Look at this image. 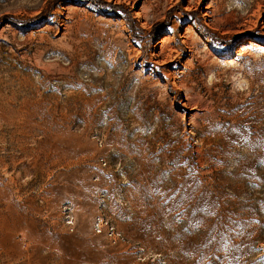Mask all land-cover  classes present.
<instances>
[{"label": "rangeland", "instance_id": "1", "mask_svg": "<svg viewBox=\"0 0 264 264\" xmlns=\"http://www.w3.org/2000/svg\"><path fill=\"white\" fill-rule=\"evenodd\" d=\"M142 1L0 0V264H264V161L200 216L167 183L161 148L137 149L177 125L183 162L225 174L240 157L253 169L237 136L264 150V0H149L159 20L137 14ZM187 24L198 47L179 51L191 64L156 62V41L175 46ZM173 67L189 69L190 100L205 104L183 107Z\"/></svg>", "mask_w": 264, "mask_h": 264}, {"label": "bare ground", "instance_id": "2", "mask_svg": "<svg viewBox=\"0 0 264 264\" xmlns=\"http://www.w3.org/2000/svg\"><path fill=\"white\" fill-rule=\"evenodd\" d=\"M193 1L194 0H189L187 6L184 7V9L185 10H188L191 7ZM214 1H217L216 3H218V5H216V7L219 8V0H214ZM197 2H199V0ZM153 3H155V1ZM153 3L151 1H149V0H143L142 3H141V6H140L139 11H137V14L139 16H144V17H147V16L151 15L153 18H156L158 20L159 19H163L164 14H165V10L161 14L154 12L155 11V9H154L155 5ZM71 7L74 8L73 6H71ZM213 7H214V4L207 3L205 5V8L206 9H204V11L202 12V15L204 17H206L207 19L208 18L211 19V12H212V8ZM75 9H76V6H75ZM71 10H73V9H71ZM212 13L214 14V12H212ZM153 18H151V19H153ZM192 30H193L192 26L190 24H187L184 27L183 32L180 33V35H179V38H180L179 43H177L175 46L169 44V40L171 38L169 35H165L164 34L162 37H160L156 41V43L154 45V47L156 49L154 51V53H153V56L156 58L155 61L156 62H159V63L176 61L178 63V65L179 66H183V68L185 67V65L191 64V60L190 59H188V58L183 59V58L180 57V51H179V49H180L181 45H183L184 47L186 46L190 52H192L195 47H198L197 41L194 39L195 38V33ZM193 36H194V38H193ZM248 43L251 46H254L255 45V43L253 41H248ZM196 51H197V49H196ZM198 52H199V50H198ZM151 57H152V55H151ZM210 59H208V60H210ZM199 62H201V60ZM190 66H188V67H190ZM173 68H175V69H173V70L170 69V71L169 70L167 71L168 73L166 74V76L172 77V82L171 83L173 85H175V86H182L184 88L185 95H184V101L182 102L183 107L189 108V109H194L196 107V105L198 106L200 103H204L205 104V101L206 100L205 101L203 100L205 98H201L199 96H197V97L195 96L197 98V101H195L194 103H192L191 100H190L191 96L197 94L198 92H197V90L195 91L194 90V87H192V85H191L192 81L194 80V76L189 71V69H187V70L184 69L183 70V69H179L178 67H173ZM206 70H207V68H206ZM163 72H165V71H163ZM144 82L145 81L143 79L141 85H143ZM146 83H147V81H146ZM148 86H149V84H148ZM151 86H152V84H151ZM193 93H195V94H193ZM161 98H164V97H161ZM149 101H151L152 104H153V102H155V104L157 103V99H155V97H150L149 98ZM149 104H150V102H149ZM138 121H139V118H138ZM171 121H172V119H171ZM138 123L142 124L143 121L141 122V120H140ZM175 128L177 129V125H174L173 127L169 125L167 128H165L162 125L161 126H157V128L153 131L155 133L154 136H148L143 141V143L142 142L140 143L139 148H137V149H139L141 151H143V150H146L147 151L148 148H151L152 146L156 145V148L160 147L161 148L160 151H162L163 150V146H164L165 143L170 144V145L173 146V149L171 148L173 150L172 151V156H171L172 158L171 159H169L167 157V155H168L167 152H160L159 151V153L157 154V157L159 158V162H161L162 165H163V167H164L163 170H168L169 171V168L171 167V166H169V164L172 163V162L174 163L173 173L172 174L170 173L171 174V177H170V180L167 181V183L174 184L175 189L178 190L177 200H179L180 202H182V203L187 204L188 206H190V208L192 210H194V211H197L200 216L205 215L206 212H209L208 209L210 207L215 206V205H218L221 202V199L223 197L222 196V193H223V190L226 187L235 188V186H236L235 185V182L236 183H241L245 178L248 177L249 174H251L252 177H254V175L256 173L255 172V169H254L255 164L257 162H260L261 160L264 161V150L261 149V147L254 146L253 145L254 138L251 135L246 134V135H241L239 137L237 136V138H238V142H240V144H242L246 148L247 151H249L250 153H253L254 154V161H253V169L252 170L249 169V163H248V161H246V160H244V159H242V158L239 157V158H237V163L233 166V168L231 170H229V171H226L225 174L222 173V172L213 171V170L202 171L201 169H197V166H195L190 160H187L186 162H183V156L180 155V152L182 151V148L185 147L186 144H187V142L189 141V136L188 137L186 136V138H185V140L187 142L181 144V140L182 139L181 140L175 139V138H172V137H170L168 135L169 133L174 132ZM207 128L208 127L203 122L200 125V129L199 130L196 129V128L195 129H192V134H199L201 136L203 134V132L205 130H207ZM233 131H235V130H234V128L232 126L231 127H228L226 130H224V133H226L227 136H228V137L227 136H225V137H227V139H228L229 142L232 141L230 139V136L232 135V132ZM153 132H151V133H153ZM217 132H220V130L217 129ZM214 135H215V133H214ZM176 158H180V161L179 160L176 161ZM0 161H1V158H0ZM0 163H2V162H0ZM248 170H250V171H248ZM0 203H1V201H0ZM218 207L221 208V205L219 204ZM224 210H226V209H224ZM210 213H211V211H210ZM219 223H221V222H219ZM249 225H250V222L249 221H247V222H241V226H242L243 229H241V228L240 229H237V234H236L237 236H238V234L241 235V236L239 235V237H240L239 240H241L243 238H247V236L250 238L251 233H250V236H249V233H247L248 230H246V228H245V227H249ZM237 226H238V224H237ZM253 233H255V232H253ZM255 237H256V235H255ZM223 247H225V246H223ZM9 260H11V259H9ZM12 262H14V261H12ZM4 264H6V262Z\"/></svg>", "mask_w": 264, "mask_h": 264}, {"label": "built area", "instance_id": "3", "mask_svg": "<svg viewBox=\"0 0 264 264\" xmlns=\"http://www.w3.org/2000/svg\"><path fill=\"white\" fill-rule=\"evenodd\" d=\"M98 228H100V223H103V220L101 217H99V220H98ZM105 227H106V230L108 232H110L111 234H113L114 236H117V237H120V233L118 231L115 230L114 226L108 224V222H105ZM141 251H143V248H140Z\"/></svg>", "mask_w": 264, "mask_h": 264}, {"label": "trees", "instance_id": "4", "mask_svg": "<svg viewBox=\"0 0 264 264\" xmlns=\"http://www.w3.org/2000/svg\"><path fill=\"white\" fill-rule=\"evenodd\" d=\"M126 19V18H125Z\"/></svg>", "mask_w": 264, "mask_h": 264}]
</instances>
